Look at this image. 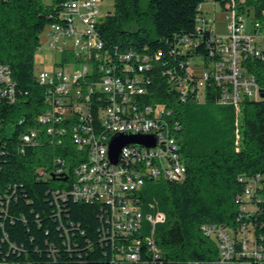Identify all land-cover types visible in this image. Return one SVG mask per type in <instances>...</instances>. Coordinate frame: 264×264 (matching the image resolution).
<instances>
[{
  "label": "built area",
  "instance_id": "obj_1",
  "mask_svg": "<svg viewBox=\"0 0 264 264\" xmlns=\"http://www.w3.org/2000/svg\"><path fill=\"white\" fill-rule=\"evenodd\" d=\"M100 1L67 0L61 21L45 28L61 61L52 70L36 71L38 83L45 88V107L36 118L39 126L22 134L21 151L39 146L43 133L55 147L69 137L76 154L72 165L58 154L52 167L38 170L40 177L55 176L59 182L51 191L53 202L57 207L68 199L99 203L100 242L110 247L112 260L162 264L156 225L166 216L154 213L152 204L143 212L138 196L147 180L182 181L186 177L179 144L183 125L164 104L148 101L159 52L148 46L132 49L107 43L99 31L105 17ZM207 1L226 12V34L216 33L213 18L204 11ZM196 21L200 36L182 35L170 49L177 57H187L181 63L183 73L170 81L180 100L206 102L208 84L219 88L218 103L237 110L244 99L263 98L247 59L264 61V0H202ZM206 30L212 39L210 55H217L209 61L193 53ZM77 63L81 66L76 67ZM3 97L14 102L18 95L10 67L1 63ZM116 133L150 134L156 144H126L114 163L109 143ZM238 179L243 190L237 196L234 222H208L201 229L216 242L221 263L264 264V174H243ZM4 235L8 238L6 255H11L18 246ZM7 257L0 247V264H16Z\"/></svg>",
  "mask_w": 264,
  "mask_h": 264
},
{
  "label": "trees",
  "instance_id": "obj_2",
  "mask_svg": "<svg viewBox=\"0 0 264 264\" xmlns=\"http://www.w3.org/2000/svg\"><path fill=\"white\" fill-rule=\"evenodd\" d=\"M66 1L0 0V64L10 67L18 95L14 102L0 99V247L16 264H140L112 260L110 247L101 244L99 203L68 199L57 207L53 202L51 191L59 182L55 176L40 177L38 170L52 167L58 154L72 165L76 154L69 137L55 147L43 133L39 146L21 151L22 134L39 126L36 118L45 107V88L37 81L34 55L45 28L61 21ZM201 1L150 0L144 9L142 0H115L114 10L99 24L109 44L148 46L159 52L148 101L164 104L183 125L179 144L186 177L147 180L138 196L143 208L152 204L154 213L166 216L156 225L162 264H234L220 262L216 242L201 227L234 222L237 196L243 190L238 176L264 174V97L244 99L237 110L218 103L219 88L208 84L206 105L183 102L170 82L173 75L183 73L181 63L187 59L170 49L182 35L200 36L196 14ZM211 40L206 30L193 53L207 61L217 58L210 55ZM247 65L264 89V61L250 58ZM7 127H13L10 134ZM4 232L18 246L11 255H6Z\"/></svg>",
  "mask_w": 264,
  "mask_h": 264
},
{
  "label": "rangeland",
  "instance_id": "obj_3",
  "mask_svg": "<svg viewBox=\"0 0 264 264\" xmlns=\"http://www.w3.org/2000/svg\"><path fill=\"white\" fill-rule=\"evenodd\" d=\"M150 0H142V8L147 9ZM115 0H101L100 10L106 15L110 11L114 10ZM204 11L213 18V27L217 34L224 35L227 33L226 26V12L222 11L219 5H215L213 2L204 3ZM61 61V53L52 47L48 42V37L44 32L41 35V45L34 55V67L35 71L39 70H52V68L58 67ZM76 67H80L81 64H75ZM262 89V88H261ZM262 96V95H261ZM206 105V102L200 103ZM13 131V127H7L6 133L10 134ZM156 181V180H154ZM143 208V207H142ZM150 208H143V212L149 211Z\"/></svg>",
  "mask_w": 264,
  "mask_h": 264
},
{
  "label": "water",
  "instance_id": "obj_4",
  "mask_svg": "<svg viewBox=\"0 0 264 264\" xmlns=\"http://www.w3.org/2000/svg\"><path fill=\"white\" fill-rule=\"evenodd\" d=\"M261 95L264 97V89H261ZM129 143H139L145 146H154L156 141L154 136L150 134L116 133L113 135L109 143V156L114 163L118 161L119 153L122 147ZM1 145L2 139L0 137V147Z\"/></svg>",
  "mask_w": 264,
  "mask_h": 264
}]
</instances>
